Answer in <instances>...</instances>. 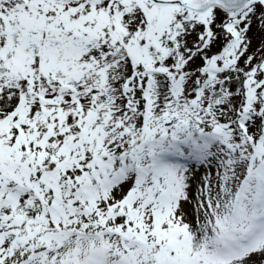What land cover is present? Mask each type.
<instances>
[{
    "label": "snow or ice",
    "instance_id": "6c2138e0",
    "mask_svg": "<svg viewBox=\"0 0 264 264\" xmlns=\"http://www.w3.org/2000/svg\"><path fill=\"white\" fill-rule=\"evenodd\" d=\"M0 264H264V0H0Z\"/></svg>",
    "mask_w": 264,
    "mask_h": 264
}]
</instances>
